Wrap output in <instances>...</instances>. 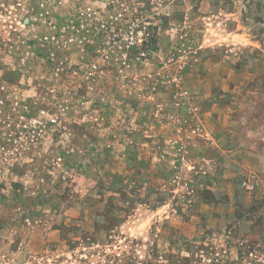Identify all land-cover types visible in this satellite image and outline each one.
I'll list each match as a JSON object with an SVG mask.
<instances>
[{
	"label": "rangeland",
	"instance_id": "obj_1",
	"mask_svg": "<svg viewBox=\"0 0 264 264\" xmlns=\"http://www.w3.org/2000/svg\"><path fill=\"white\" fill-rule=\"evenodd\" d=\"M0 264H264V0H0Z\"/></svg>",
	"mask_w": 264,
	"mask_h": 264
},
{
	"label": "built area",
	"instance_id": "obj_2",
	"mask_svg": "<svg viewBox=\"0 0 264 264\" xmlns=\"http://www.w3.org/2000/svg\"><path fill=\"white\" fill-rule=\"evenodd\" d=\"M259 186V180L255 175H252L248 177L244 182H243V189L248 191V192H253L257 189Z\"/></svg>",
	"mask_w": 264,
	"mask_h": 264
}]
</instances>
